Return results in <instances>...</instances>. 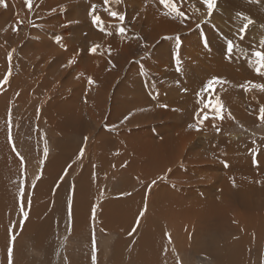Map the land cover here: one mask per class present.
Segmentation results:
<instances>
[{
    "label": "rangeland",
    "instance_id": "rangeland-1",
    "mask_svg": "<svg viewBox=\"0 0 264 264\" xmlns=\"http://www.w3.org/2000/svg\"><path fill=\"white\" fill-rule=\"evenodd\" d=\"M226 1L217 0L215 9L208 15L203 0H169L168 5L160 0H120L119 3L110 0L109 5H113V10L125 15L123 22L112 16L105 17L103 9L109 5H105L103 0H33L31 9L25 0H5L7 7L0 5V110L4 108L3 130L6 131L5 137L8 136L9 149L20 162L19 170L17 166L14 167L13 176L8 173L1 179L4 182L0 192L4 193L5 199L13 197L9 204L14 203L12 213H4L10 220V227H6L4 214L0 222V264H9L10 247L13 249L12 264H134L135 258L142 264H264V251H259L264 250V241L259 245H256V241L245 245L243 232L238 233L244 239L241 235L236 237L229 230L224 231L226 235L223 236L222 230L213 228L206 233L215 236L212 243V240L203 242L202 238H199V242L195 237L196 228L199 229L201 224L200 229H203L208 222H200L193 208L204 202L211 203V200L212 204L226 202L229 193L232 198L228 200L241 194V179L234 176L233 171L242 176L245 172L242 167L248 161L258 160L260 154L264 153V120L260 113L264 107V88L253 86L264 85V69L259 73L256 71L258 65L255 56L257 51H264V0ZM147 4L159 6L161 12L157 16V23L149 19L150 11L144 8ZM93 5L96 6L95 12H92ZM173 7L182 11L183 16L173 12ZM93 15L100 17L99 24L93 23ZM247 18L253 23L241 32ZM120 27L124 28L123 33L119 31ZM154 34L157 40L152 37ZM124 37H128L129 41L121 40ZM46 40L55 49L45 56L53 57L43 67L36 64L42 59L39 58L35 63L30 62V68H24L19 56L23 54L22 51L30 55L48 53ZM100 41H105L103 46L110 50L100 49L101 57L107 56L104 64L94 60L95 52L90 51ZM229 41L235 45L231 53L227 51ZM123 45L128 48L127 55L123 52ZM219 45L224 47L225 54L213 48ZM112 51H118L112 57L113 62ZM9 53L11 61L8 59ZM67 53H76L74 66L67 69L68 64L64 63L63 73L57 72L59 80H53L50 74L56 73L53 71L57 67L56 58H64L61 54ZM182 59L191 60L194 66L187 61L189 67L193 66L189 68L182 63ZM218 60L223 61L220 66L216 63ZM64 66L67 68L64 69ZM167 74L171 75L170 79ZM217 74L220 76L217 77ZM224 74L231 76L233 81ZM5 76H8L7 83H3ZM215 76L220 80L213 81L211 87H207L208 81ZM68 78L77 81L76 91H79V96L81 94L80 100L73 102V105L79 103L81 112L77 114L88 123L83 137L77 131L67 135L57 128L59 114H52L48 110L50 105L56 104L53 106L55 108L63 102L62 98L74 91L65 84ZM89 78L94 82L90 84ZM222 80L225 81L223 86ZM228 82L231 85L225 88ZM233 88L237 90L234 91L236 94L231 92ZM182 89L188 90L184 92L185 96ZM191 92L196 95L195 98L191 97L194 96ZM139 93L144 94L145 98L139 97ZM145 93L151 94L147 98L153 103L157 100L156 106L163 102L162 106H158L161 107L159 113L154 112V106V113L146 110L153 113L152 121L151 118L147 121L149 113L147 117L146 111H143L139 113L141 117H146L144 122L147 123H126L125 117L130 116L132 120L135 115L133 109L137 107V101L146 100ZM183 97L189 98L185 100ZM188 100L193 103L187 106ZM209 101L213 105L211 108L206 106ZM123 103L131 108L121 111L122 115L116 117ZM167 103L173 106L172 110ZM165 104L168 109L164 107ZM194 106L202 110L199 120ZM169 110L172 112L168 114ZM116 125L119 126L117 129ZM168 138L170 148L178 159L171 164L165 163L160 174L158 170L151 171L156 167L155 163L144 161L146 158L140 159L139 154L147 152L143 149L148 150L152 142H164ZM66 141L71 143V147H67L70 152L67 161L61 163L59 174L47 181L44 171L57 157V147ZM45 146L48 149L46 156ZM129 149L138 151V154H132ZM127 153L130 154L129 159H125ZM105 155L111 158L106 160ZM251 155L254 157L250 159ZM146 162L151 163L148 165ZM256 168L259 170H254L257 174L264 173ZM89 169H94L96 174L93 180L90 179L92 181L88 187V190L91 189L88 194L90 200L86 201V206L85 203L79 207L78 201L85 195L83 182H86ZM261 177L264 180V174ZM233 181H238L236 190L230 188ZM21 188L24 190L23 196ZM39 189L42 192L45 190L51 201L48 204L50 217L47 214L48 218L40 223V228L46 231L42 237L40 230L37 232L39 227L36 228L39 224L25 233ZM22 202L24 211L28 212L27 219L21 211ZM114 205L115 210L112 208ZM121 205L129 210L124 213L127 219L121 218ZM145 205L147 210L140 217L139 213L144 211ZM77 206L82 212L75 221L79 212ZM238 209L240 211H234L239 215L233 219L237 217L241 221L239 216L245 210ZM73 210H76V215ZM128 213L134 219L127 217ZM200 214L203 216L204 213ZM220 218L211 225L217 222L219 226L222 225ZM125 219L135 222L127 225L129 220ZM160 221L162 226H159ZM133 228H136L135 232H132ZM259 229L260 232L264 230L262 226L253 227L247 231V236L254 239L257 236L254 232ZM150 231H154V236ZM155 231L161 232V235L156 232V236ZM4 234L7 236L2 238ZM13 235L16 236L15 241L11 240ZM235 238L243 243L235 242ZM207 242L216 250L214 257L200 251ZM249 248L251 253L247 254ZM152 255L155 259L151 260Z\"/></svg>",
    "mask_w": 264,
    "mask_h": 264
},
{
    "label": "bare ground",
    "instance_id": "bare-ground-1",
    "mask_svg": "<svg viewBox=\"0 0 264 264\" xmlns=\"http://www.w3.org/2000/svg\"><path fill=\"white\" fill-rule=\"evenodd\" d=\"M146 2L148 1V0H145ZM225 3H227V1L225 0ZM142 5V7H143V3L141 4ZM141 5H140V8H141ZM146 5V4H145ZM144 8H147V10L148 11H150V12H148V17H149V19L151 20V22L152 23H157V16H158V14L161 12L160 11V9H159V6H157V5H155V4H147V6H145ZM149 8V9H148ZM107 9V10H106ZM109 10H113V5H109L108 6V8L106 7V8H104L103 9V13H104V15H105V17L106 18H109L110 17V15H109ZM143 11H145L144 9H142ZM142 11V12H143ZM182 12V11H181ZM137 15H138V13H137ZM139 16H140V14H139ZM141 17V16H140ZM9 35V34H8ZM10 37V36H9ZM75 37H76V35H75ZM151 37V36H150ZM152 37H154V38H156V40L158 39V37H156V35L154 34V35H152ZM121 40H123V41H126V40H128V37H124V38H122ZM121 40H120V43H121ZM129 41V40H128ZM5 42V41H4ZM105 43V41H100V44H97V45H93V46H98L97 47V51L95 52V57H94V60H98V61H101V63H105V62H107L106 61V59H107V56H105V55H103L102 57H101V53H100V49H105V47L103 46V44ZM123 43V42H122ZM121 43V44H122ZM0 45H2V43L0 44ZM6 45V44H5ZM112 45H114V44H112ZM160 46V45H159ZM24 47V46H23ZM158 47V46H157ZM161 47V46H160ZM25 49H26V47H24ZM131 48H132V46H131ZM213 48H218L219 50H221V52H223L224 54H225V49H224V47L222 46V45H219V46H215V47H213ZM24 49V50H25ZM92 49V48H91ZM126 49H128L127 48V46H125V45H123V52H124V54L125 55H127V53L129 52L128 50H126ZM22 50V49H21ZM105 50H107V49H105ZM31 51H32V49H31ZM91 51V50H90ZM107 51H110V50H107ZM19 52H20V50H19ZM92 52V51H91ZM118 51H112V55H111V58L112 57H114L115 55H116V53H117ZM219 52V51H218ZM217 52V53H218ZM22 55L20 54H18V52H17V54L19 55V56H21V59H22V61H23V65H24V68H30L29 67V64H30V62L31 61H33L34 63H35V61H37L39 58H42V59H40V60H38L37 62H36V64H37V66H39V67H43V66H45L47 63H48V61H49V59H51L52 57H53V55H49V56H45V55H48V54H51L50 52H48V53H39V55L38 54H34V55H30L29 53H27V52H25V51H22ZM33 53V52H32ZM220 53V52H219ZM218 53V54H219ZM64 56V55H63ZM75 57H76V53H71V55H70V57H67V56H65L64 58L63 57H57L56 58V61H55V64H57V67L55 68V69H53V71L54 72H56V73H53V74H50V78H52L53 80H59V76H58V74H60V73H63V64L64 63H67L68 64V68L66 67V66H64V69L65 68H67V69H70L72 66H74V59H75ZM160 58V57H159ZM92 60H93V58H91V62H92ZM187 60V59H186ZM52 61V60H51ZM70 61H71V63H70ZM188 61V63H190V65L192 64L190 61L191 60H187ZM187 61H185L184 59H182V63L183 64H185ZM32 62V63H33ZM111 62H113V58L111 59ZM221 62H223L222 60H218V62H216V63H218V65L220 66L221 65ZM188 63H186L185 65H187ZM3 65V64H2ZM189 65V64H188ZM187 65V66H188ZM189 65V66H190ZM193 65V64H192ZM216 65V64H215ZM188 66V67H189ZM194 66V65H193ZM193 66H191V67H193ZM22 67V66H21ZM39 67H38V69H39ZM191 67H189V68H191ZM35 68V67H34ZM142 69V68H141ZM170 69V68H169ZM30 70V69H29ZM40 70V69H39ZM263 70V69H262ZM65 71V70H64ZM145 71V70H144ZM147 71H148V69H147ZM171 71V70H170ZM57 72H58V74H57ZM169 72V71H168ZM172 73L171 74H173V71H171ZM50 73H52V71L50 72ZM175 73V72H174ZM75 76L77 75V74H75V73H73ZM80 74V73H79ZM183 74V73H182ZM168 75V74H167ZM78 76V75H77ZM80 76V75H79ZM169 76V75H168ZM171 76V75H170ZM170 76H169V79H170ZM175 76V75H174ZM185 76V75H184ZM218 76H220V74H217V77ZM226 76H227V74H226ZM225 76V74H224V77H226ZM81 77V76H80ZM93 77V76H92ZM173 77V76H172ZM216 77V76H215ZM216 77V78H217ZM235 77V76H234ZM223 78V77H222ZM227 79H229V78H231L232 79V77L230 76V77H226ZM255 78H257V77H255ZM41 79V78H40ZM46 80V79H45ZM98 80V79H97ZM113 80V79H112ZM219 80H220V78H219ZM218 80V81H219ZM262 80V77H261V79H260V81ZM15 81H17V80H15ZM14 81V82H15ZM38 81H39V79H38ZM37 81V82H38ZM43 81V80H42ZM185 81V80H184ZM232 81H233V79H232ZM258 81V80H257ZM76 82L77 81H75V80H73V79H71V78H68V80L66 81V85L67 86H69V87H72L73 88V92H71V94H69V95H67V96H65L64 98H62L61 100L63 101V102H61V104L59 103L55 108L53 107V106H55L56 104H52V105H50V107L51 108H49L48 110H49V112L50 113H52V114H59V117H60V120H59V122H58V124H57V128H60V130L61 131H64V132H66L67 133V135H68V133L70 132V133H72V132H74V131H77V132H79L78 134L81 136V137H83V136H85V134H86V132H87V125H88V123H87V121H83V119H82V117L83 116H81V115H78L77 114V112H81L80 111V106H79V103H77V105L76 106H74L73 105V102H78L79 100H80V96H81V94H80V96H79V91H76ZM188 82V81H187ZM224 80H222V83H221V85L223 86L224 85ZM246 82V81H245ZM19 83V82H18ZM20 84V83H19ZM28 84V83H27ZM34 84V83H33ZM42 84H43V82H42ZM185 84H186V82H185ZM261 84H262V82H261ZM178 85H179V83H178ZM187 85V84H186ZM217 86H218V84H216ZM229 85H231V83H229L228 82V85L225 83V88H226V86L227 87H230ZM260 85V84H259ZM12 86V85H11ZM16 86H17V84H16ZM20 86H22V83H21V85ZM105 86H108V85H105ZM180 86H181V84H180ZM188 86V85H187ZM187 86H185V88L187 87ZM216 86V87H217ZM222 86H220V84H219V87H221L222 88ZM19 87V86H18ZM103 87V86H102ZM12 88H13V86H12ZM21 90H22V87H19ZM27 88V87H26ZM40 88V87H39ZM109 88H111V85H110V87H108V90H109ZM180 88V87H179ZM189 88V87H188ZM16 89H18L17 87H16ZM20 89L18 90V91H20ZM33 89V88H32ZM184 89V88H183ZM181 90V92H182V94H183V96H185V94L187 93V91L188 90ZM223 89H224V87H223ZM261 89V88H260ZM259 89V90H260ZM221 90V89H220ZM229 90H231V88L229 89ZM228 89H227V91H228V93H230V91H229ZM37 91V90H36ZM186 91V93L184 94V92ZM235 89L233 88V91H231V92H233V94H236L235 92L237 91H235ZM243 91V90H242ZM245 91V90H244ZM22 92H25L24 90L22 91ZM29 92H30V89H29ZM190 92V91H189ZM246 92V91H245ZM9 93V92H8ZM194 96H191V97H193V98H195L196 97V95L193 93V92H191ZM227 93V95L228 96H230L229 94ZM247 93V92H246ZM261 93V92H260ZM11 94V93H10ZM24 94V93H23ZM29 94V93H28ZM146 94V100H141V101H137V107L136 108H134L133 109V114H135L134 116H133V114H132V120H130L129 119V117L130 116H128V117H125L126 118V123H128V124H142L143 122H144V120H145V118L142 116L141 117V115H140V113H142L143 111H146V110H150L149 112H153L154 110V112H156V113H159V108H161V107H159L158 108V106H162L161 104L163 103H159V101H158V106H156V102H157V100H156V102H154L153 103V101H151L150 99H148L147 98V96H148V94L147 93H145ZM231 94V93H230ZM27 95V94H26ZM151 94H149V96H150ZM263 95H264V92H263ZM8 96V95H7ZM16 96V95H15ZM21 96H22V94H21ZM30 96V95H29ZM138 96L139 97H144L145 95L144 94H141V93H139L138 94ZM9 97V96H8ZM24 97V96H23ZM22 97V98H23ZM26 97V96H25ZM145 98V97H144ZM185 100L187 99V98H189V97H183ZM192 98V99H193ZM10 99V98H9ZM124 99V98H123ZM20 100V99H19ZM39 100V99H38ZM158 100H160V101H162L161 99H158ZM3 101V100H2ZM169 101V103H170V100H168ZM189 101V103L187 102L185 105H191L193 102H190V101H192V100H188ZM206 101V100H205ZM204 101V102H205ZM264 101V100H263ZM5 102V101H4ZM3 102V103H4ZM67 102V103H66ZM166 102V101H165ZM186 102V101H185ZM169 103H167V104H169ZM172 103V102H171ZM170 103V104H171ZM170 104H169V108H170V110H172V108H173V106H171L170 107ZM213 104V103H212ZM173 105V104H172ZM214 105H216V104H214ZM3 106V105H2ZM154 106H155V109L154 110H152L153 108H154ZM165 106H166V104H165ZM264 106V105H263ZM157 107V108H156ZM168 107H165V108H167L168 109ZM194 107H196V106H194ZM193 107V110H194V112L196 113V111L199 113L200 111H202V110H198V108L196 107V108H194ZM206 107V106H205ZM204 107V109L206 110V108ZM211 107H213V105L212 106H210V108ZM215 107V106H214ZM217 107V106H216ZM2 108V107H1ZM0 108V109H1ZM131 108V106L130 107H125V103H123V108L120 110H118L117 111V113H116V117H120L121 115H122V113L123 112H121V111H127V110H129ZM264 108V107H263ZM4 109V108H3ZM2 109V110H3ZM208 109V108H207ZM2 110H0V186L3 184V182L4 181H2L1 179H2V177L4 178V176H7V174L8 173H12L11 174V176H13V172H15V169H14V167L15 166H17L16 168H18V170H19V163L20 162H18L15 158V156L14 155H12V151H10V149H9V145H8V143H7V141H6V138L8 137L7 135V137H5V130H3V120H4V113H3V111ZM152 110V111H151ZM169 110V112H168V114L169 113H171L172 111H170ZM205 110H203L204 112H205ZM209 110V109H208ZM211 110V109H210ZM209 110V111H210ZM216 110V109H215ZM5 111V110H4ZM148 111H146V116H147V112ZM163 111V110H162ZM175 111V110H174ZM90 112V111H89ZM138 112V114H136ZM140 112V113H139ZM148 112V113H149ZM153 112V113H154ZM204 112H202V115H203V119L205 120V114H204ZM239 112V111H238ZM114 113H115V111H114ZM114 113H113V121H114ZM153 113H149L148 114V116H149V118H147L146 120L147 121H149V119L152 117L153 118V116H152V114ZM155 113V114H156ZM240 113V112H239ZM261 113V112H260ZM26 114H27V112H26ZM29 114V113H28ZM167 114V113H166ZM33 115V114H32ZM49 116V115H48ZM54 117H55V115H53ZM147 116V117H148ZM158 116V115H157ZM160 116V115H159ZM168 116V115H167ZM4 117V118H3ZM155 117V116H154ZM161 117V116H160ZM51 118V117H50ZM152 118L150 119V121H152ZM155 118H157V117H155ZM155 118H154V120H155ZM159 118V117H158ZM3 119V120H2ZM121 122H123L121 119H119ZM118 120V121H119ZM145 120V121H146ZM157 120V119H156ZM210 120V119H209ZM5 122H6V120H5ZM179 122V121H178ZM204 122V121H203ZM144 123H147V122H144ZM213 123V122H212ZM7 124V123H6ZM51 124V123H50ZM208 125H209V123H208ZM8 127V126H7ZM119 126L118 125H116L115 126V128L117 129ZM59 136V135H58ZM34 138V137H33ZM172 139V138H171ZM137 142V141H136ZM74 144V143H73ZM152 144V146H150V148L147 150V148L146 149H143V151H147V152H141V154H139V156L138 157H140V159L141 158H146V159H148V160H144V161H151V162H154L155 164V168H151V171H157V172H159V174L164 170V168H165V163L166 164H171V163H173L174 161H176L177 159H178V156L177 155H175L173 152H172V150H171V148H170V144H171V142H169V138H168V140H166V141H164V142H161V141H158V142H152L151 143ZM69 145H71V143L69 142L68 143V141H66L64 144H62V145H60L59 147H57V152H58V154H56L57 155V157L56 158H54V160H52L50 163H49V165H47L48 167L45 169V173H44V177H45V179H47V181L48 180H53L58 174H59V169H60V167H61V163H63V161L65 162V160L67 161V155H69V151L67 150V147H71V146H69ZM103 145V144H102ZM144 146V145H143ZM148 146V145H147ZM142 147V146H141ZM12 148V147H11ZM143 148V147H142ZM255 148V147H254ZM140 149V147L138 148V151H140L139 150ZM12 150V149H11ZM129 151L132 153V154H134V155H137L138 154V151L137 152H134L133 150H130L129 149ZM250 151H251V149H250ZM56 152V153H57ZM255 152H256V150H255ZM262 152V151H261ZM105 153H107V152H105ZM260 153V152H259ZM15 154V153H14ZM143 154L145 155V156H143ZM198 155H200V152H198L197 153ZM264 154V153H263ZM263 154H260V156L258 157V156H256V157H258L257 159L258 160H251V162L250 161H248L247 162V165L245 166V167H242V169H244L245 170V172L243 173V175L242 176H240V175H237L236 174V172L235 171H233V175L234 176H238L241 180V189L243 190V192L241 193V194H238V195H234L235 196V198L234 199H232V200H228L230 197L232 198V196H230V193H229V198L228 199H226V197H228V196H226V197H224L225 199H226V202H222V201H220V202H215L214 204H212V200H211V203H206V202H204L203 204H200V205H197V206H195V208H193V210H194V213L197 215V218L200 220V222L203 220L204 222H203V224H206L207 222H208V224H207V226H205L203 229H200V227H201V224L199 225V229H197L196 228V230L197 231H195V237H196V240H200L199 238H202L203 239V242H204V240H205V242L206 241H211V243L213 242V240H214V238H215V236L213 235V234H206V233H208L211 229H213V228H217V229H220V230H222V232H220V233H222V235L224 236V235H226L225 234V232L224 231H230V233L231 232H233L235 235H236V237H237V235H241L242 236V238H243V235L242 234H239L238 232H243V234H244V236H245V241H246V244L245 245H247L248 243H250V242H253V241H256V245H259V244H263L262 243V241H264V230L262 231V232H260L261 230H262V228H261V230L259 229V230H257L256 232H254L255 233V235H257L254 239L253 238H251V237H249V236H247V231H249V229L251 230V229H253V227H256V226H262L263 228H264V180H263V178L261 177L263 174H257L255 171H257V172H259V170L256 168V167H258L259 169H260V173L262 172V171H264L263 170V165H264V155ZM203 155V154H202ZM15 158H14V157ZM254 157V155L252 156H250V159L251 158H253ZM111 158V156H108V155H105V159L106 160H109ZM130 158V154L129 153H127V154H125V159H129ZM139 159V160H140ZM115 160V159H114ZM113 160V161H114ZM138 160V161H139ZM142 160V161H143ZM27 161V160H26ZM108 162V161H107ZM151 162H149V164L151 163ZM105 163V162H104ZM137 163V162H136ZM147 164H148V162H146ZM160 163V164H159ZM148 164V165H149ZM100 165V164H99ZM117 165V164H116ZM139 165V164H138ZM159 165H161V166H159ZM255 165H258V166H256L255 167ZM115 166V165H114ZM252 167H255V171L254 170H252ZM100 169V168H99ZM137 169V168H136ZM149 169V168H148ZM160 169V170H159ZM35 170V169H34ZM66 170V169H65ZM117 170V169H116ZM232 170V169H231ZM30 171H31V169H30ZM32 171H33V169H32ZM62 171V170H61ZM89 173L87 174V179H86V182H83V183H85L83 186H84V189H83V193H85V195H87V198L88 199H86L85 197V195H84V197L83 198H80V201H78V206L79 207H82L85 203V205L84 206H86L87 205V202L86 201H89L90 199V196H88V194H89V192L91 191V189L90 190H88V187L91 185L90 184V182L93 180V178L94 177H96V174H95V170L94 169H89V171H88ZM154 172V173H155ZM173 172V171H172ZM131 173V172H130ZM144 173V172H143ZM146 173V172H145ZM126 174V173H125ZM147 174V175H146ZM146 174H143L144 176L146 175V176H148L149 174L148 173H146ZM152 174V173H151ZM15 175V174H14ZM130 175V174H129ZM128 175V176H129ZM255 175H257V176H255ZM8 176H10V175H8ZM98 176V175H97ZM99 176H100V174H99ZM121 176H122V174H121ZM85 177V178H86ZM124 177V176H123ZM127 177V176H126ZM150 176H148L147 178H149ZM152 177V176H151ZM10 178V177H9ZM125 178V177H124ZM130 178V177H129ZM134 178V177H133ZM90 179H92L91 181H90ZM6 180H8V179H6ZM87 180H88V182H89V184L87 183ZM96 181V180H95ZM127 181H130V179L129 180H127ZM121 182H122V180H121ZM124 182V181H123ZM237 182L238 181H233L232 182V185L230 186V188L232 189V190H236V189H238V187H237ZM7 183V182H6ZM12 183V182H11ZM14 183V182H13ZM120 183V182H119ZM126 183H128V182H126ZM243 183H245V184H243ZM15 184V183H14ZM7 185V184H6ZM128 185V184H127ZM129 186V185H128ZM127 186V187H128ZM15 187V186H14ZM125 187V186H124ZM123 187V188H124ZM12 188V187H11ZM90 188V187H89ZM123 188H121L122 190H123ZM126 188V187H125ZM44 189V188H43ZM127 189V188H126ZM125 189V190H126ZM45 190H46V188H45ZM45 190H44V192H42L40 189H39V192H37V196H35V199H34V206H33V209L31 210L32 211V214H31V216H32V218L29 220V223L27 224V226H25V228H26V231H25V233H28L30 230H31V228H32V226L33 227H35L37 224H39L38 226H36V228L37 227H39V228H37L38 230H37V232L40 230V232H39V235L41 236V235H43V233L45 232L46 233V231L44 230L45 228H40L41 226H40V223H41V221L42 220H44L45 218H48V215H49V213L48 212H50L49 210H48V204L50 205V203L49 202H51L50 200H49V196L48 195H46V193H45ZM0 191H1V187H0ZM145 191V190H144ZM143 191V192H144ZM120 192V191H119ZM146 192V191H145ZM260 192V193H259ZM1 193V196H0V222L2 223V220H3V218L5 217V223H6V227L8 228V227H10V225H11V223H10V220H8V218H7V216L6 215H8V214H11L12 213V204L14 203H12V204H9V201H10V203H11V201H12V199H13V197H11V194H10V197H11V199H5V197H4V193L3 192H0ZM9 193V192H8ZM123 193V192H122ZM6 194V193H5ZM79 195V194H78ZM8 196V195H7ZM79 196H81V195H79ZM29 197V196H28ZM142 197V196H141ZM133 198V197H132ZM131 198V199H132ZM28 199V198H27ZM54 200L56 199L57 200V198L56 197H54L53 198ZM52 199V200H53ZM133 199H135V198H133ZM236 199V200H235ZM260 199H263L262 201L260 200ZM55 200V201H56ZM95 200V199H94ZM128 200V199H127ZM54 201V202H55ZM158 201V200H157ZM53 202V201H52ZM132 202V201H131ZM130 202V203H131ZM187 202V201H186ZM202 202V201H201ZM27 203V202H26ZM129 203V204H130ZM134 203V202H133ZM136 203V202H135ZM159 203V202H158ZM21 204V203H20ZM56 204V203H55ZM160 204V203H159ZM235 204H237V206H236V208L235 209H237L236 211H238L239 209L238 208H241L242 210H245V211H243V213H241V215L239 216V218L241 219V221L240 220H238L237 219V217L235 218V219H233L234 218V216H237V214H238V212H236V211H234L235 209H234V206H235ZM27 205V204H26ZM54 206V205H53ZM76 206V205H75ZM78 206H77V208H78ZM156 206V205H155ZM14 207V206H13ZM52 207V206H51ZM124 207L125 208H123L122 207V205H121V208H122V219H123V217L124 218H126V216H124L125 214V211L127 212V211H129L128 209H126V206L124 205ZM110 208V207H109ZM113 210H115V208H116V206L114 205L113 207ZM129 208V207H128ZM131 208H132V206H131ZM145 208V207H144ZM156 208V207H155ZM51 209V208H50ZM54 208H52V210H53ZM73 209V208H72ZM79 209V212L77 213V215H76V210L74 211V213L73 214H75L76 215V218H75V221H77L76 219L79 217V216H81V212H82V210L80 209V208H78ZM2 210V211H1ZM84 210V209H83ZM108 210V209H107ZM119 211H120V208L118 209ZM154 210V209H153ZM156 210H157V208H156ZM160 210V209H159ZM78 211V210H77ZM119 211H117L116 210V212H119ZM202 211H204V212H202ZM240 211V210H239ZM10 212V213H9ZM104 212H106V211H104ZM6 215H5V214ZM108 213V212H107ZM106 213V214H107ZM154 213H155V210H154ZM153 213V214H154ZM190 213V212H189ZM200 213H204V214H202L203 216H201V214ZM2 214H4L5 216L4 217H2ZM48 214V215H47ZM111 214V213H110ZM118 214H120V213H117L116 215H118ZM129 214V213H128ZM74 215V216H75ZM109 215V214H108ZM127 215V214H126ZM150 215V214H149ZM156 215V214H155ZM159 214L157 213V216H158ZM162 215V214H161ZM239 215V214H238ZM130 216V214L129 215H127V217H129ZM151 216V215H150ZM29 217V216H28ZM49 217H50V215H49ZM88 217V216H87ZM130 217H134L132 214H131V216ZM221 217V218H220ZM10 218V217H9ZM220 218V222H222V225H218L219 223L217 222L216 224H213V225H211L212 224V222H214V220H216V219H219ZM104 219V218H103ZM120 219V218H119ZM127 219V218H126ZM125 219V220H126ZM134 219V218H133ZM161 219V218H160ZM163 219V218H162ZM161 219V220H162ZM195 219V218H194ZM129 220V221H128ZM128 220H126V221H128V222H126V224L127 225H129V223H132V224H134V222L135 221H133L132 219V221L133 222H131V220L130 219H128ZM198 221V220H197ZM123 222H125V221H123ZM162 221H160V223H161ZM42 225V224H41ZM80 225V224H79ZM151 225V224H150ZM153 225V224H152ZM184 225H185V223H184ZM211 225V226H210ZM4 226V225H3ZM123 226V225H122ZM155 226H158V225H155ZM159 226H162V223L159 225ZM176 226V225H175ZM210 226V228H206V227H209ZM42 227H45V225L44 226H42ZM129 227V226H128ZM5 228V227H4ZM159 228V227H158ZM193 228H194V226H193ZM75 229V228H74ZM150 230H153L152 228H150ZM124 231V230H123ZM159 231V230H158ZM158 231H155V233L157 232L158 234L160 233V235H161V232H158ZM125 232V231H124ZM123 232V233H124ZM150 232H152L151 234H153V232L154 231H150ZM251 232V231H250ZM1 233V232H0ZM44 233V234H45ZM149 232H147V234H148ZM157 233H156V236H157ZM202 233H205V234H202ZM211 233V232H210ZM213 233V232H212ZM49 234V233H48ZM232 234V233H231ZM230 234V235H231ZM124 235V234H123ZM212 235V236H211ZM250 235V234H249ZM252 235V234H251ZM5 236H7L6 234H4V236L2 237V238H4ZM149 236H151V235H149ZM153 236H154V234H153ZM159 236V235H158ZM189 236V235H188ZM42 237V236H41ZM194 237V236H193ZM192 238V237H191ZM239 238V237H238ZM238 238L236 239L235 238V242H237V241H240V240H238ZM241 238V237H240ZM34 239V238H33ZM153 239H155V238H153ZM160 239V238H159ZM244 239V238H243ZM200 242V241H199ZM198 242V243H199ZM240 242H242V241H240ZM38 243V242H37ZM211 243L210 244H208V242H207V244L205 243V245H204V247L203 248H201V250H200V247H199V250L201 251V252H203V253H205V254H208V255H210V256H215V253H216V250L213 248V246L211 245ZM243 243V242H242ZM207 245V246H206ZM196 246V245H195ZM242 247H244V245H242ZM241 247V248H242ZM199 250H197V252L199 251ZM243 249H241V251H242ZM260 252H263L264 250H259ZM250 252V248H249V250L246 252L247 254ZM255 253H256V251H254ZM254 252H253V254H254ZM242 253H245V251H242ZM251 253V252H250ZM197 254H199V253H197ZM143 257V256H142ZM144 258H142V260H143ZM149 259H155L154 257H153V255L149 258ZM141 260V259H140ZM146 260V259H145ZM144 260V261H145ZM162 260V259H161ZM148 262H149V260H148ZM151 263H152V261H150ZM165 263V262H164ZM242 263H243V260H242ZM87 264V263H86ZM134 264H142V262H139L136 258H135V263ZM148 264V263H147ZM156 264V263H155Z\"/></svg>",
    "mask_w": 264,
    "mask_h": 264
},
{
    "label": "snow or ice",
    "instance_id": "snow-or-ice-1",
    "mask_svg": "<svg viewBox=\"0 0 264 264\" xmlns=\"http://www.w3.org/2000/svg\"><path fill=\"white\" fill-rule=\"evenodd\" d=\"M32 2H33V0H25V3H26V5H27V7L29 9H31V7H32ZM103 2H104L105 5H109L110 4V0H103ZM119 2H120V0H117V3H119ZM160 2L162 4H165V5H168L169 4V0H160ZM203 3L207 6V13H208V15H211L212 14V11L216 7L217 0H203ZM0 5H2L4 7H7V4H6L5 0H0ZM95 9H96V6L93 5L92 6V12H95ZM172 11L173 12H176L177 15L183 16V13L182 12H179V10L177 8H175V7H173ZM168 14L169 13H165V15H168ZM109 15L112 16V17L117 18L120 22H123L125 20V15L124 14H121V13H119L117 11H114V10H109ZM92 19H93V23L99 24L101 22L100 21V17L98 15H93ZM252 23H253V21L250 18H247V22L244 23V25L242 26L241 32L246 31L247 28L249 27V25L252 24ZM119 31L121 33H123L124 32V28L123 27H120L119 28ZM177 40H178L177 47H179V38H177ZM205 43H206V41H205ZM97 47L98 46H93L92 49H91V51L92 52H96L97 51ZM234 47H235V45L231 41H229L228 42V46H227V51L229 53H231ZM262 47H264V45H262ZM255 56L257 58V65H258L256 67V71L259 73L261 71V69H264V51H257L255 53ZM11 58H12L11 57V53H9V56H8L9 61H11ZM70 63H71V61H70ZM179 63H180L179 54L177 53V65H179ZM10 74H11V71L9 70V74L8 75H10ZM218 79L219 78L213 77L212 80L208 81L207 87H211L213 81H217ZM7 80H8V76H5L4 77V80H3V83H7ZM93 82L94 81H92V79L89 78V83L91 84ZM253 86L254 87H262V88H264V85H253ZM206 106H209V107L212 106L211 105V101H209L208 105H206ZM164 107H166V106H164ZM218 107H219V105H217V108ZM197 117H198V120H199V113H197ZM261 119L264 120V108H261ZM200 122L202 123V121H200ZM190 127H192V125H190ZM47 152H48V149H47V146H45V149H44L45 156L47 155ZM21 159H23V158L21 157ZM153 183H155V182L153 181ZM23 191H24L23 188H21L20 189L21 196H23ZM20 207H21V211L23 212V215H24L25 219H27L28 212L27 211H24L23 202L21 203V206ZM146 210H147V206L145 205L144 211H141L139 213L140 217H143L144 216V213H145ZM136 224H137V226L139 225V220L136 221ZM135 231H136V228H133L132 229V232H135ZM15 239H16V236L13 235L11 237V240L12 241H15ZM169 239H171L170 235H169ZM12 253H13V249L10 247L8 249V261H9V264H12ZM93 259H95V256L93 257Z\"/></svg>",
    "mask_w": 264,
    "mask_h": 264
},
{
    "label": "crops",
    "instance_id": "crops-1",
    "mask_svg": "<svg viewBox=\"0 0 264 264\" xmlns=\"http://www.w3.org/2000/svg\"><path fill=\"white\" fill-rule=\"evenodd\" d=\"M76 35V34H75ZM74 35V36H75ZM67 38H69V40H72L70 37H68V36H66ZM45 42H48L46 45V47L48 48V52H51L52 51V49H55L54 47L52 48V43L50 42V41H48V40H46ZM44 42V43H45ZM51 47V48H50ZM61 55H64V56H67V57H70V55H71V53L69 54V53H67V54H61ZM56 83H58V82H56Z\"/></svg>",
    "mask_w": 264,
    "mask_h": 264
}]
</instances>
